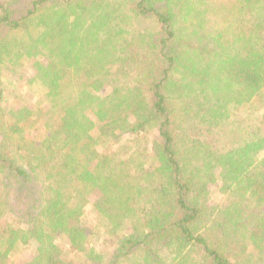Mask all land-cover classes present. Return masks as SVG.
Here are the masks:
<instances>
[{
	"label": "trees",
	"instance_id": "1",
	"mask_svg": "<svg viewBox=\"0 0 264 264\" xmlns=\"http://www.w3.org/2000/svg\"><path fill=\"white\" fill-rule=\"evenodd\" d=\"M0 264H264V0H0Z\"/></svg>",
	"mask_w": 264,
	"mask_h": 264
},
{
	"label": "rangeland",
	"instance_id": "2",
	"mask_svg": "<svg viewBox=\"0 0 264 264\" xmlns=\"http://www.w3.org/2000/svg\"><path fill=\"white\" fill-rule=\"evenodd\" d=\"M151 26V23L149 21H144L141 23L140 27H149ZM216 186L211 188V199L210 202L213 205H219L223 202V196L218 192V189L215 188ZM87 217H89V222L91 224H94L95 219H94V215L92 214V212L89 210V208H87L86 211ZM61 246L65 247L64 241L61 242ZM23 256L24 257H28L29 256V249H27V251L23 252Z\"/></svg>",
	"mask_w": 264,
	"mask_h": 264
}]
</instances>
